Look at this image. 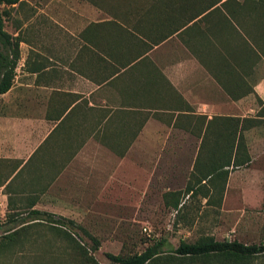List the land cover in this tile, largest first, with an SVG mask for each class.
Returning <instances> with one entry per match:
<instances>
[{"label": "crops", "instance_id": "1", "mask_svg": "<svg viewBox=\"0 0 264 264\" xmlns=\"http://www.w3.org/2000/svg\"><path fill=\"white\" fill-rule=\"evenodd\" d=\"M29 9L0 93V216L83 218L152 190L170 204L183 171L186 181L193 167L211 172L234 155L255 163L253 196L237 180L243 201H263L264 162L251 157H264L263 4L40 0ZM247 163L222 167L225 187L229 169Z\"/></svg>", "mask_w": 264, "mask_h": 264}, {"label": "rangeland", "instance_id": "2", "mask_svg": "<svg viewBox=\"0 0 264 264\" xmlns=\"http://www.w3.org/2000/svg\"><path fill=\"white\" fill-rule=\"evenodd\" d=\"M29 2L38 4L40 0H21L11 6L0 4L2 28L11 36L20 25V19L29 15ZM261 46L264 73V25ZM0 52H3L1 44ZM263 105L264 102L260 107L262 113H258V110L257 114H263L261 135L264 143ZM251 157L264 162L263 156ZM254 167L252 160L244 166L230 168L227 187V176L215 175L214 171H199L193 167L186 181V173L183 171L181 191L176 195L180 202L177 210L168 201L166 204L158 202V195H154L152 190L142 202L118 204L116 211L111 213L78 212L85 217L64 218L72 220L98 240L99 245L95 251L91 250V242L79 229L73 226L61 227L53 222L56 218L52 217L51 222L45 217L32 219L24 214L16 217L1 215L0 264H86L76 243L86 249L87 255H91L96 264H112L105 257L106 252L137 253L159 238H164L168 247L176 246L181 240L194 241L203 235H210L218 240L258 242L264 238L263 178V201L260 203L244 202L237 184L238 177H246V192L253 196ZM205 173L211 175L205 178V184H200L199 178L205 177ZM186 186L192 188L191 194H186ZM60 228L65 229L73 239L60 231ZM12 230H16V233L6 238L5 234H12ZM259 262L257 264H264L263 261Z\"/></svg>", "mask_w": 264, "mask_h": 264}, {"label": "trees", "instance_id": "3", "mask_svg": "<svg viewBox=\"0 0 264 264\" xmlns=\"http://www.w3.org/2000/svg\"><path fill=\"white\" fill-rule=\"evenodd\" d=\"M249 2L261 3L264 0H248ZM20 0H0V4L11 6L19 3ZM0 44L3 52H0V93L5 92L11 85L13 77V69L16 59L18 58V44L12 36L2 28V16L0 15ZM264 106V105H263ZM262 106V108H263ZM262 113V110H259ZM263 116V114H260ZM248 155L245 158L233 156L230 164L238 165L248 162ZM229 160L224 164L214 165L213 171L215 175L226 176L227 170L222 169L223 166L230 165ZM193 192L192 188L186 186V192ZM178 196L179 192H175ZM190 193V194H191ZM180 204L178 197L175 198L171 205L174 209H178ZM30 213L39 214L37 210H31ZM42 219V218H38ZM47 221H51V217H45ZM58 219V220H57ZM52 222V221H51ZM60 224L61 227L70 228L71 226L79 229L91 242V250L95 251L98 247V240L88 233L84 228L75 224L70 219L56 218L53 221ZM60 231L73 239L65 229ZM12 234H5L6 238L12 237L16 230L11 231ZM80 249V254L84 258L86 264H96L91 255H87V251L83 246L76 243ZM168 242L164 238H159L152 244L146 246L142 251L132 254H113L105 253V257L112 264H257L258 261L264 262V240L258 242L244 243L237 239L218 240L210 235H203L194 241H179L176 246L168 247ZM167 246V248H164ZM259 262V263H260Z\"/></svg>", "mask_w": 264, "mask_h": 264}]
</instances>
